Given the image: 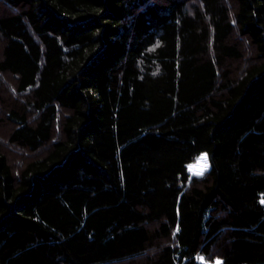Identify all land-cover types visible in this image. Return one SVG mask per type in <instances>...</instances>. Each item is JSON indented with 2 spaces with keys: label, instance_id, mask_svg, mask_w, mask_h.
<instances>
[{
  "label": "trees",
  "instance_id": "1",
  "mask_svg": "<svg viewBox=\"0 0 264 264\" xmlns=\"http://www.w3.org/2000/svg\"><path fill=\"white\" fill-rule=\"evenodd\" d=\"M216 260L264 264V0H0V264Z\"/></svg>",
  "mask_w": 264,
  "mask_h": 264
},
{
  "label": "rangeland",
  "instance_id": "2",
  "mask_svg": "<svg viewBox=\"0 0 264 264\" xmlns=\"http://www.w3.org/2000/svg\"><path fill=\"white\" fill-rule=\"evenodd\" d=\"M207 157V166L205 168V162L202 159V157ZM210 168V161H209V157L208 154L206 152L202 153L197 159L196 161L192 162L189 164V170L192 173H196V174H200L201 172L204 173L206 170H208ZM217 262H220V260H216L214 263H210V264H217Z\"/></svg>",
  "mask_w": 264,
  "mask_h": 264
},
{
  "label": "snow or ice",
  "instance_id": "3",
  "mask_svg": "<svg viewBox=\"0 0 264 264\" xmlns=\"http://www.w3.org/2000/svg\"><path fill=\"white\" fill-rule=\"evenodd\" d=\"M202 159H203L204 162H205V168H206V166H207V164H206V162H207V157H206V156H205V157H202ZM200 174H202V172H201ZM217 264H220V262H217Z\"/></svg>",
  "mask_w": 264,
  "mask_h": 264
}]
</instances>
